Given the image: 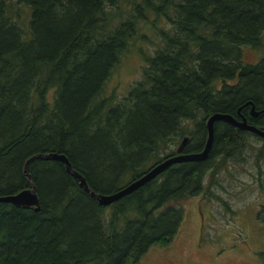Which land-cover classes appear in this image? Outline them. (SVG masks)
Wrapping results in <instances>:
<instances>
[{"label": "trees", "instance_id": "16d2710c", "mask_svg": "<svg viewBox=\"0 0 264 264\" xmlns=\"http://www.w3.org/2000/svg\"><path fill=\"white\" fill-rule=\"evenodd\" d=\"M139 21L160 44L114 100L102 87ZM263 26L264 0H0V194L32 183L39 204L0 201V264H134L168 244L177 201L203 189L217 153L242 148L244 130L213 121L204 159L171 163L105 205L61 161L33 157L28 177L23 161L62 152L91 189L112 192L174 154L182 134L180 152L199 150L209 113L264 96V56L247 63L241 52L260 45Z\"/></svg>", "mask_w": 264, "mask_h": 264}, {"label": "rangeland", "instance_id": "374dc122", "mask_svg": "<svg viewBox=\"0 0 264 264\" xmlns=\"http://www.w3.org/2000/svg\"><path fill=\"white\" fill-rule=\"evenodd\" d=\"M155 23L158 27H169L164 18H158ZM159 44L157 30L139 21L107 75L102 94L119 99L139 77L145 65L144 57L152 54ZM241 52L247 63L264 56V26L260 45H244ZM244 135V144L237 152L226 157L219 153L214 156L212 168L203 176L200 192L177 201L183 215L170 242L149 246L134 264H166L167 259L173 264L264 263L261 255L264 222L257 217L258 209L264 204V143L263 148H251L259 145L252 142L261 139ZM184 136L187 139V134H182L179 142Z\"/></svg>", "mask_w": 264, "mask_h": 264}, {"label": "water", "instance_id": "95a60500", "mask_svg": "<svg viewBox=\"0 0 264 264\" xmlns=\"http://www.w3.org/2000/svg\"><path fill=\"white\" fill-rule=\"evenodd\" d=\"M251 109H252V106H250V110ZM215 120L227 121L235 125L236 127L248 130L261 137H264V129L257 127L253 124L247 123L245 121L244 116H241L240 119H236L232 114L228 112L213 111L209 113L204 120L206 135H205L203 145L199 150L190 151V152H180L179 149L181 145L184 143V141L186 140V137L184 136L181 139L179 145L176 147L175 149L176 152L174 154L161 158L155 163L149 165L147 169L144 170L140 175L129 180L124 185L115 189L112 192H99V191H94L93 189H91L87 185L84 177L76 169H74L71 166L69 160L62 152H55V151L39 152L38 151V152H34L30 154L23 161L22 173L28 177L27 164L29 160L33 157L57 159L63 163L64 169L77 180V183L79 186H81L98 203L105 205L129 193L130 191L137 188L138 186H140L147 180L153 178L171 163L179 162V161H187V160L204 159L207 156L208 150L211 145L212 133H213L212 127H213V121ZM0 201L10 202L13 205L21 206V207H32L33 209H37L39 206L35 188L32 183H29L28 186L20 188L14 192L0 194Z\"/></svg>", "mask_w": 264, "mask_h": 264}, {"label": "flooded vegetation", "instance_id": "af4514ba", "mask_svg": "<svg viewBox=\"0 0 264 264\" xmlns=\"http://www.w3.org/2000/svg\"><path fill=\"white\" fill-rule=\"evenodd\" d=\"M260 103L259 105H256L252 99H246L243 103H241L240 105H238L236 108H235V111L233 114V116L236 118V119H240L241 116H244L245 118V121L249 124H253L255 126H257V122L261 121L263 118H261V113L264 111V96L261 97L260 99ZM250 106H252V109L250 110ZM244 107L243 110H241L242 108ZM245 113L246 115H243L242 114ZM261 119V120H260ZM258 120V121H256ZM256 122V123H255ZM229 123V122H228ZM231 125V128L232 129H242V128H239V127H236L235 125L229 123ZM258 127V126H257ZM263 129V128H262ZM244 130L246 134H249L250 131L248 130H245V129H242ZM248 132V133H247ZM187 141V139L184 141V143L181 145V147L185 144V142ZM180 143V142H179ZM178 143V145H179ZM254 144H259L258 146L254 145L252 146L251 148H263L262 147V143H264V140H258V141H255V142H252ZM180 147V148H181ZM248 149V148H247ZM249 150V149H248ZM258 165H259V161L257 159V162H256ZM162 258V257H161ZM160 258V259H161ZM153 261H156L155 259ZM166 264H173V261L171 259H167L166 260ZM260 264H264L263 262H261Z\"/></svg>", "mask_w": 264, "mask_h": 264}]
</instances>
